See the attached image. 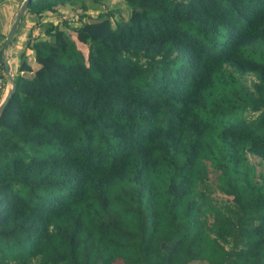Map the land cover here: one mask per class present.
I'll use <instances>...</instances> for the list:
<instances>
[{
	"label": "trees",
	"instance_id": "trees-1",
	"mask_svg": "<svg viewBox=\"0 0 264 264\" xmlns=\"http://www.w3.org/2000/svg\"><path fill=\"white\" fill-rule=\"evenodd\" d=\"M93 1L11 78L0 264H264V0Z\"/></svg>",
	"mask_w": 264,
	"mask_h": 264
},
{
	"label": "crops",
	"instance_id": "crops-1",
	"mask_svg": "<svg viewBox=\"0 0 264 264\" xmlns=\"http://www.w3.org/2000/svg\"><path fill=\"white\" fill-rule=\"evenodd\" d=\"M21 1L22 0H0V58L6 61L8 71L7 74L4 67L3 71H1L5 81L9 79L11 81V78L18 72L19 60H25V62L30 65L31 69H34V63L36 62L33 58L32 49L27 46V42L37 37H45L44 28L46 23L55 20L60 12V7H67L59 6L56 7L55 11H46L40 16L25 10L15 26L10 41L2 49L4 38L14 20L16 10ZM74 11H77V8L72 10V12ZM36 65L38 66V64ZM9 75L10 77L7 79ZM8 86H10L9 83Z\"/></svg>",
	"mask_w": 264,
	"mask_h": 264
},
{
	"label": "rangeland",
	"instance_id": "rangeland-1",
	"mask_svg": "<svg viewBox=\"0 0 264 264\" xmlns=\"http://www.w3.org/2000/svg\"><path fill=\"white\" fill-rule=\"evenodd\" d=\"M81 1L85 6H81L80 4H78ZM80 2L77 1L78 8H77V11H74V12H72V10L74 9L72 7H68V6L67 7H60L59 8V11H60L59 14L55 18V20L51 19L52 22L58 23V22H61L62 20L67 19L66 21H68L72 25H75L78 22H80L81 20L87 19L83 15L85 13H81L83 11L82 8H85L86 6L89 9L86 8V10H84L85 12L92 14V16H95L97 14V9H96L97 3L95 1H93V0H80ZM98 5H99L98 9L103 8L104 10H110L111 11L112 22H115L116 20H119L121 18H125L127 15V10L129 9L128 7H126L125 3L122 0H103L102 5L99 3H98ZM71 16H76V18L72 19ZM70 34L73 36V32L70 31ZM77 46L80 47L79 42H77ZM84 49L86 50V46H84ZM32 54H33V51H32ZM19 63H20V60H19ZM34 64H35L34 65V68H35L37 66L36 65L37 63H34ZM0 73H1V71H0ZM7 74H8V71H7ZM9 77H10V75L7 77V79H9ZM10 82H11L10 79L5 81L3 79V77L0 76V100L2 99L4 94L6 93L7 88H9L8 83L10 85ZM249 160L254 164L256 171L264 172V165L262 163L258 162V160L255 156L249 155ZM215 173H216L215 169H213L210 165H207V180L210 181L212 184V192L210 193L211 199H213V201H218V202L230 199V197H231L230 195H227V194L220 192L213 185L216 181L215 180ZM206 218L208 221L211 220L210 213H206Z\"/></svg>",
	"mask_w": 264,
	"mask_h": 264
},
{
	"label": "water",
	"instance_id": "water-1",
	"mask_svg": "<svg viewBox=\"0 0 264 264\" xmlns=\"http://www.w3.org/2000/svg\"><path fill=\"white\" fill-rule=\"evenodd\" d=\"M26 4H27V0H22L21 3L19 4V6H18V8L16 10V13H15L14 20L11 23L10 28H9V30H8L5 38H4V41H3V44H2V49L10 41V39H11L13 33H14L15 26H16L18 20L20 19L21 14L24 12V10L26 8ZM2 62H3L4 70L7 73V63H6V61L4 59L2 60ZM12 87H13V83L11 81L9 88H7L6 93L4 94V96L2 97V99L0 100V112H1V110H2V108H3V106H4L5 102H6V100L8 98L10 92H11Z\"/></svg>",
	"mask_w": 264,
	"mask_h": 264
},
{
	"label": "built area",
	"instance_id": "built-area-1",
	"mask_svg": "<svg viewBox=\"0 0 264 264\" xmlns=\"http://www.w3.org/2000/svg\"><path fill=\"white\" fill-rule=\"evenodd\" d=\"M72 19H75L76 16H71ZM67 20V19H66ZM0 71H3V66L1 64V60H0ZM2 73V72H1ZM0 73V76L3 77V75Z\"/></svg>",
	"mask_w": 264,
	"mask_h": 264
}]
</instances>
